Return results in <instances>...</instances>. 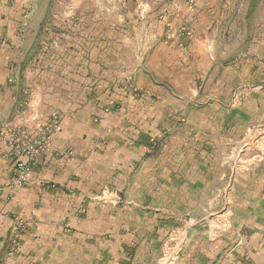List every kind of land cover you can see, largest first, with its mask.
Returning a JSON list of instances; mask_svg holds the SVG:
<instances>
[{
	"label": "rangeland",
	"instance_id": "374dc122",
	"mask_svg": "<svg viewBox=\"0 0 264 264\" xmlns=\"http://www.w3.org/2000/svg\"><path fill=\"white\" fill-rule=\"evenodd\" d=\"M197 9L211 27L193 36L184 15ZM0 66V111L11 94L41 128L87 105L95 149L136 145L144 163L96 192L128 218L99 249L111 264H175L195 225L255 237L236 209L263 207L264 0H0Z\"/></svg>",
	"mask_w": 264,
	"mask_h": 264
},
{
	"label": "crops",
	"instance_id": "0c3cea01",
	"mask_svg": "<svg viewBox=\"0 0 264 264\" xmlns=\"http://www.w3.org/2000/svg\"><path fill=\"white\" fill-rule=\"evenodd\" d=\"M247 12L241 18L245 23H249ZM188 13L184 18L189 20V34L197 36L205 27H211L204 10L197 9L194 15L187 16ZM235 16L238 21L240 15ZM6 77L0 66V85L5 84ZM5 99L10 104L6 111H0V122L6 126L0 137L10 138V160L1 156L9 148L0 144V257L8 263L13 259L14 264H111L110 257L99 249L104 251L111 245L112 230L124 229L128 218L121 211L112 212L105 194L101 198L96 195L100 186L109 183L113 176L125 175L135 161L144 163L136 159L137 153H131L136 145L106 142L95 149L89 143L94 128L83 127L88 106L71 104L69 110L61 108L58 132L44 157L32 168L24 185L12 191L7 180L15 160L13 143L25 135H35L40 122L34 120V115L18 110L11 94ZM262 200L261 209L250 205L236 209L247 218L244 227L255 224V237L249 233L243 241L232 232H215L213 237L206 238L201 226L195 225L190 227L183 252L174 263L264 264V191ZM136 213L143 216L140 210ZM14 218L26 222L29 229L19 236L18 252L10 255L8 239ZM234 226L236 230L242 227L236 223ZM246 254L251 257L249 261L243 259Z\"/></svg>",
	"mask_w": 264,
	"mask_h": 264
},
{
	"label": "built area",
	"instance_id": "2783aa9c",
	"mask_svg": "<svg viewBox=\"0 0 264 264\" xmlns=\"http://www.w3.org/2000/svg\"><path fill=\"white\" fill-rule=\"evenodd\" d=\"M52 125L41 127L35 135H25L18 143H13V154L15 155L12 176L9 179L7 187L15 191L24 185L32 168L39 163L48 151V146L52 133L58 129L59 117L52 118ZM7 147L10 151V138L7 141ZM10 156V154H9ZM27 225L18 218H14V235L24 233Z\"/></svg>",
	"mask_w": 264,
	"mask_h": 264
}]
</instances>
